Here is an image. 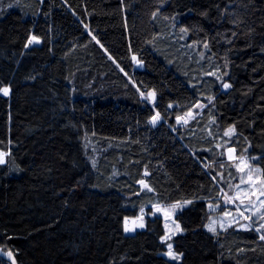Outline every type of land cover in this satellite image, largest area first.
Instances as JSON below:
<instances>
[{
	"label": "trees",
	"instance_id": "16d2710c",
	"mask_svg": "<svg viewBox=\"0 0 264 264\" xmlns=\"http://www.w3.org/2000/svg\"><path fill=\"white\" fill-rule=\"evenodd\" d=\"M221 144L264 178V0H0V264H264L206 230ZM178 202L179 261L160 217L124 233Z\"/></svg>",
	"mask_w": 264,
	"mask_h": 264
},
{
	"label": "rangeland",
	"instance_id": "374dc122",
	"mask_svg": "<svg viewBox=\"0 0 264 264\" xmlns=\"http://www.w3.org/2000/svg\"><path fill=\"white\" fill-rule=\"evenodd\" d=\"M134 63L136 67L139 66L136 60L134 61ZM2 94L5 95L3 91ZM141 97L144 98L148 102V104L152 106L154 99L152 95H147V96L141 95ZM201 108L202 105L199 104L194 106L190 112L179 118V124L188 126L190 121L193 119L194 115H196L197 113L194 111L195 110L199 111L201 110ZM189 113H191V116L188 115ZM185 120H187V123H184ZM224 133L225 132H223V134ZM232 134L226 137H230L232 136ZM228 149L229 148H227V145L225 144H221L217 146L218 153L216 155V160H214L213 162L218 160L216 162V166H220V168L218 170L217 168H214L213 171L215 172L216 177L218 179V183L220 184L221 196L216 201V203L214 204L208 203L207 205L208 211L210 212V216L206 224V230L209 231L210 226L215 228V233L220 230H225L229 227H233L235 229H240V230L253 229L255 230V232L258 233L260 237L262 234H264V229H261V231L258 232L256 231V228H258L260 224L264 223V220L259 219L260 215L264 214V205H261L260 201L257 200L255 196L251 197V200L254 202L255 206L253 207L249 205V200L245 198L243 194H241L240 199L235 200L233 203L231 204L226 203L225 194H227L229 197H233L237 194V191L249 189L250 185L248 183H241V177H243L246 180L249 174H252L253 176L256 175L261 176V174L260 172L250 173V169L252 168L257 169V168L253 167L249 163L246 155L238 156L237 153L234 152V155L238 159L229 160ZM2 154H4L3 155L4 162L0 164H8L6 154L5 153ZM236 165H239L243 169V172H238L236 169ZM213 167H215V164L213 165ZM237 185H239V189H237L236 187ZM255 187L259 188L258 182L255 185ZM241 199L244 200L243 205H241L240 203ZM260 200H264V196H261ZM173 205H175L176 207L173 208ZM187 206H188L187 202H178L167 205H154L151 207L149 213H145V211L142 210L139 213L138 217L134 219H127L124 221V233L130 235L134 233L135 230L143 228L146 216L160 217L162 219L163 228H164V236L162 237V241L166 243V251L163 253V257H165L170 261H179L180 260L179 256H178L179 259H172L169 257V255L167 254L169 252L168 245L169 244L172 245L170 240L175 235L181 233V228L179 224L176 222L175 217L181 210H183ZM237 206L240 207V212H243V216H241L240 212L237 211ZM245 206H248L249 208L248 211H244ZM226 212L230 213L231 215L226 216L225 215ZM253 213H255V215H253ZM245 217H251V219H246ZM221 225H223V227ZM125 227H127L129 230L126 231ZM262 241L264 242V240Z\"/></svg>",
	"mask_w": 264,
	"mask_h": 264
},
{
	"label": "snow or ice",
	"instance_id": "6c2138e0",
	"mask_svg": "<svg viewBox=\"0 0 264 264\" xmlns=\"http://www.w3.org/2000/svg\"><path fill=\"white\" fill-rule=\"evenodd\" d=\"M36 41L37 43L39 42L38 40H36L35 37H32V39L29 41V43H31L32 41ZM133 60L135 61L136 60V57L133 56ZM225 88L229 87V85L225 84L224 85ZM3 92L5 95H7L8 93V89H3ZM150 95H154L153 94H150ZM189 116H191V113L188 114ZM158 119V115L156 117H153L152 118V122L155 123V121ZM184 123H187V120L184 121ZM234 129L232 128H229L225 133L224 135L225 136H229L233 133ZM234 152L235 150L234 149H228V159L229 160H235V159H238L235 155H234ZM3 155L2 153H0V163H3ZM223 166V165H222ZM236 169L238 172H243V169L239 166V165H236ZM254 172H259V169H255V168H252L250 169V173H254ZM147 175V173H145ZM257 182L259 183V188L255 187V185L257 184ZM141 183H143V181H141ZM241 183H248L250 185V188L249 189H246V190H242V191H237V194L233 197H229L227 194H225V200H226V203H233L235 200L237 199H240L241 197V194L244 195L245 198H247L249 200V205L251 206H255L254 205V202L251 200V197L255 196L257 200L260 201V204L261 205H264V200H260V197L261 196H264V178H261V176L259 175H256V176H253L252 174H249L247 179L245 180L243 177H241ZM237 189H239V185L236 186ZM149 191H151V189H149ZM240 203L241 205L244 204V200H240ZM176 206L173 205V208H175ZM249 208L248 206H245L244 207V211H248ZM237 211L240 212V207L237 206ZM241 216H243V212H240ZM226 216L228 215H231L230 213H225ZM253 215H255V213H253ZM246 219H251V217H245ZM260 220H264V214L260 215L259 217ZM230 223V222H229ZM142 226V225H141ZM223 227V225H221ZM261 229H264V223L260 224V226L258 228H256V231H261ZM125 230L128 231L129 229L127 227H125ZM209 231L215 233V228L210 226L209 227ZM260 239L261 240H264V234H262L260 236ZM168 249H169V252L167 253L169 255L170 258L172 259H179L178 256H176L173 252H172V245L169 244L168 245ZM8 255V257L10 259H12V253L11 252H8L6 253ZM12 264H16L15 260L12 261Z\"/></svg>",
	"mask_w": 264,
	"mask_h": 264
},
{
	"label": "water",
	"instance_id": "95a60500",
	"mask_svg": "<svg viewBox=\"0 0 264 264\" xmlns=\"http://www.w3.org/2000/svg\"><path fill=\"white\" fill-rule=\"evenodd\" d=\"M177 123H179V119H177Z\"/></svg>",
	"mask_w": 264,
	"mask_h": 264
}]
</instances>
